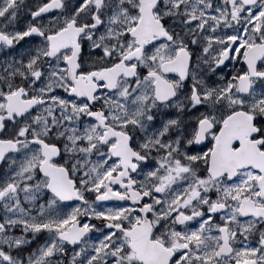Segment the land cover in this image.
I'll return each mask as SVG.
<instances>
[{"label":"snow or ice","instance_id":"6c2138e0","mask_svg":"<svg viewBox=\"0 0 264 264\" xmlns=\"http://www.w3.org/2000/svg\"><path fill=\"white\" fill-rule=\"evenodd\" d=\"M0 264H264V0H0Z\"/></svg>","mask_w":264,"mask_h":264}]
</instances>
